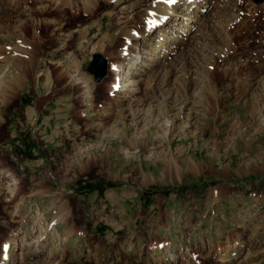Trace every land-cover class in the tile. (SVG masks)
Segmentation results:
<instances>
[{"label": "rangeland", "instance_id": "374dc122", "mask_svg": "<svg viewBox=\"0 0 264 264\" xmlns=\"http://www.w3.org/2000/svg\"><path fill=\"white\" fill-rule=\"evenodd\" d=\"M61 1L0 0L1 263L264 264V0L199 1L187 36L184 0L154 31L162 0Z\"/></svg>", "mask_w": 264, "mask_h": 264}, {"label": "bare ground", "instance_id": "6f19581e", "mask_svg": "<svg viewBox=\"0 0 264 264\" xmlns=\"http://www.w3.org/2000/svg\"><path fill=\"white\" fill-rule=\"evenodd\" d=\"M32 3H37V2H44V1H49V2H55V1H57V0H30ZM59 1V0H58ZM61 1V0H60ZM70 1V0H69ZM199 1H201V4H204L205 5V2L206 1H204L203 2V0H184V4H188L190 7H195L196 9H197V11H195V12H193V13H188V12H185L184 13V16L182 17L183 18V21H180V22H177V23H179L178 24V30H180V32L183 34V35H185V36H187L188 35V32L191 30V28L196 24V22L198 23V21H197V18L199 17V14H200V12H199V10H200V6L201 7H203L202 5H200L199 3ZM84 2V1H83ZM95 2V1H94ZM93 2V3H94ZM163 2H165V3H163ZM177 2L178 1H176L175 0V2H169V0H162V4L161 5H158V6H156V7H159V10L160 11H158L157 10V13L155 14V15H157L158 17L155 19V17L154 18H152V20H150V19H148V21H147V23L149 22V25H148V27H147V30H149V31H154L155 29H157V27H162V25L161 24H163V23H166L170 18H172V19H174V20H176L177 19V17L178 16H180L181 15V13H180V11L177 9V8H175V4H177ZM64 4L65 2H64V0H62L61 1V4ZM198 4V5H197ZM69 5V4H68ZM80 9V8H79ZM157 9V8H156ZM155 9V10H156ZM83 10L85 11V12H90L91 13V11L93 10V7L91 6V0H89V2H88V4L86 5H84L83 6ZM77 12V11H76ZM155 12V11H154ZM153 12V13H154ZM154 15V16H155ZM182 16V15H181ZM150 18V17H149ZM155 19V20H154ZM200 20V19H199ZM176 22V21H175ZM25 26L27 25V24H24ZM191 27V28H190ZM22 28H24V26H22ZM133 35V37H134V39H136V35L137 34H135V33H133L132 34ZM148 35V34H147ZM141 35H137V37L139 38ZM142 37H143V35H142ZM142 37H140V38H142ZM144 39V47L143 48H145V45H146V43L148 42V40H146V39H149V38H146V37H144L143 38ZM126 43H129V44H133V41L131 42V40H127V42ZM136 43V42H135ZM141 44V43H140ZM35 48V46H34V44L33 43H30V42H28V41H26L23 45H22V47H21V49H20V57H21V59H24V57H26V55H25V53H27V52H29L30 53V51L32 50V48ZM127 47H129V45L127 46ZM128 48H126V50H127ZM123 51H125V50H123ZM128 54H129V52H127ZM122 54H124V52L122 53ZM132 54V53H131ZM130 54V55H131ZM125 55H126V53H125ZM141 55V54H140ZM140 55L139 54H135V55H133L132 54V63L134 64L135 62H137V61H140V59H137V60H135L136 58H138V57H140ZM142 56V55H141ZM144 56V55H143ZM26 60H33V58L31 57V56H27V58H26ZM131 63V62H130ZM112 65V64H111ZM132 65V64H131ZM112 69H113V71H114V73L116 74V76H118V77H116V79L118 78V80H116V83L114 84L115 86H114V88H116L117 90H118V87L120 86H125V85H129L130 83V81H131V77L130 76H128L127 74V72L126 73H123L122 72V70L124 69V67H123V65L122 64H117V63H115L114 65H113V67H112ZM112 71V72H113ZM122 72V73H121ZM23 75L24 76H28L29 75V73L27 72V71H25V72H23ZM120 83V84H119ZM131 85V84H130ZM134 85V84H133ZM134 87V86H133ZM125 89V88H124ZM132 89H135V88H132ZM258 105V104H257ZM169 123V122H168ZM175 163V162H174ZM176 168H178V170L180 171V169H179V166H175ZM192 171V170H191ZM195 172V171H194ZM40 220H41V217H40ZM39 220V218L37 217L36 219H35V221H40ZM44 233H46V229H43L42 231H41V233H40V237H42L43 235H44ZM14 240L15 239H13L12 237H9V239L7 240H5L3 243H2V245H1V249L2 250H4V252H6L7 253V251H8V244L9 243H12V244H14ZM18 240H17V238H16V240H15V245H14V247L18 244V242H17ZM22 245H25V246H27V243L26 242H24V241H22V243H21V246ZM11 247L13 246V245H10ZM2 254V251H0V255ZM9 257L10 256H8V257H6V259H9ZM1 262H3V258H2V255L0 256V263ZM10 262H12V260L10 261ZM2 264V263H1Z\"/></svg>", "mask_w": 264, "mask_h": 264}, {"label": "water", "instance_id": "95a60500", "mask_svg": "<svg viewBox=\"0 0 264 264\" xmlns=\"http://www.w3.org/2000/svg\"><path fill=\"white\" fill-rule=\"evenodd\" d=\"M255 2H260L262 0H253ZM109 61L100 52L93 54L91 62L88 66L90 73L94 75L97 82H100L108 73Z\"/></svg>", "mask_w": 264, "mask_h": 264}, {"label": "crops", "instance_id": "0c3cea01", "mask_svg": "<svg viewBox=\"0 0 264 264\" xmlns=\"http://www.w3.org/2000/svg\"><path fill=\"white\" fill-rule=\"evenodd\" d=\"M85 80H87V81H89V82H91L92 81V78H91V76H89V75H85L84 77H83ZM91 88H92V86H91ZM85 91V90H84ZM85 94V93H84ZM86 95V94H85ZM82 96H84L83 95V92H82ZM84 97H86V96H84ZM68 105V104H67ZM68 107H69V105H68ZM71 108V110L70 111H72V107H70ZM42 190V189H41ZM43 191H46V192H49V189H44ZM39 193H41V191H39ZM167 202H169V205H172V200L170 199V200H168ZM163 203V206H164V204L166 203V200H162V202H161V204ZM52 205V204H51ZM212 205H213V203H211V209H212ZM215 205L216 204H214L213 206L215 207ZM52 207H53V205H52ZM178 207L177 206H174V207H171L170 208V212H169V214L171 213V211H173V210H176ZM58 210V209H57ZM61 211H62V214H63V216L65 215L66 216V213H67V209L66 210H63V209H61ZM66 213H65V212ZM169 214H168V216H169ZM61 217L60 216V219L58 218V222L60 223V224H63L64 223V220L67 218V217ZM157 232H159V230H157ZM69 233H67V235H68Z\"/></svg>", "mask_w": 264, "mask_h": 264}, {"label": "snow or ice", "instance_id": "6c2138e0", "mask_svg": "<svg viewBox=\"0 0 264 264\" xmlns=\"http://www.w3.org/2000/svg\"><path fill=\"white\" fill-rule=\"evenodd\" d=\"M169 2H175V0H169Z\"/></svg>", "mask_w": 264, "mask_h": 264}]
</instances>
